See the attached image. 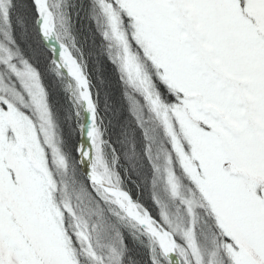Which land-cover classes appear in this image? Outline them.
I'll list each match as a JSON object with an SVG mask.
<instances>
[{
  "label": "snow or ice",
  "instance_id": "1",
  "mask_svg": "<svg viewBox=\"0 0 264 264\" xmlns=\"http://www.w3.org/2000/svg\"><path fill=\"white\" fill-rule=\"evenodd\" d=\"M93 6L101 36L116 48L107 54L129 89V111L146 141L143 159L153 177L163 171L168 197L182 201L185 227L155 193L154 215L125 186L117 149L97 122L85 67L55 31L61 23L67 33L66 6L31 2L43 40L54 41L53 63L62 58L74 66L64 70L90 114L89 143L76 146L78 160L58 145L39 70L13 35L14 11L27 6L0 0V264H125V233L135 236L134 229L150 264H173L170 254L179 264H264V0H93ZM145 108L167 141L162 164L153 156ZM29 126L32 155L24 148ZM129 145L126 159H141ZM85 161L86 174L77 167ZM186 184L195 199L184 197ZM197 205L207 214L211 252L201 244Z\"/></svg>",
  "mask_w": 264,
  "mask_h": 264
},
{
  "label": "trees",
  "instance_id": "2",
  "mask_svg": "<svg viewBox=\"0 0 264 264\" xmlns=\"http://www.w3.org/2000/svg\"><path fill=\"white\" fill-rule=\"evenodd\" d=\"M31 2L32 0H21V3L27 7L14 11L13 35L23 54L39 70V77L47 92V105H49L59 145L78 160L76 144L79 138L80 127L78 125H81V118L75 112L65 76L56 73L51 52L40 40L36 15L31 8ZM66 10L70 18L69 39L74 43L70 50L87 72L89 86L96 97L97 122L101 128L105 129L104 138L117 149L119 165L123 166L118 167V171L133 196L138 195L140 201L155 215L158 212L152 201L153 193L164 196V199L167 196H165L162 183L155 180L150 165L146 159H143L146 141L142 130L136 126L129 111V104L125 97V91L129 89L121 81L116 65L109 60L107 54L111 51L114 55L116 48L113 46L109 49L108 42L101 36V17L98 9L93 6V0H67ZM137 99L143 104L141 97ZM149 114L144 110L145 127L155 137V143L152 146L154 159L158 164H162L164 153L161 149L166 145L164 135L156 122L153 124L148 122L147 115ZM129 142L134 145V150L141 159L138 160L135 157L131 160L126 159V154L133 150ZM77 167L81 171V167L79 165ZM125 168L127 174L124 172ZM198 213L202 217L198 229L201 242L203 241L205 247H210L211 236H202L204 232H209L206 225L207 214L203 207L199 208ZM132 231L136 233L135 236L125 233V243L128 248L125 264H150L147 250L141 245L143 241L140 239V231L138 229Z\"/></svg>",
  "mask_w": 264,
  "mask_h": 264
},
{
  "label": "rangeland",
  "instance_id": "3",
  "mask_svg": "<svg viewBox=\"0 0 264 264\" xmlns=\"http://www.w3.org/2000/svg\"><path fill=\"white\" fill-rule=\"evenodd\" d=\"M66 1L67 0H48L50 5L59 4L62 8L66 6ZM100 21H101V24H102V17H101ZM38 31H39V29H38ZM55 31H56V33H58L60 35V37H62L64 43L66 45H68L69 48H71V46L74 43H73L72 40L69 39L70 38V33H69L68 26H67V33L66 34H65V26L63 24H61V23H57L56 24ZM39 36H40V40L42 41V36H41L40 32H39ZM42 43L44 44V41H42ZM46 49H48V48L46 47ZM115 53H116V51L114 52V55H115ZM51 56H52V53H51ZM61 62L64 63L62 59H61ZM55 67H56V73H58L60 76H62V75L65 76V81H66V83L68 85V93H70V98L72 100V103L75 106V112H76V114L79 113V117L81 118V125H83L84 117H85V114H84L85 110H84V106L80 103V100L78 99L79 90L77 88V82L75 80V77L70 76L67 72L63 71V69L60 68L59 64L55 63ZM38 78H40V77H38ZM33 87H34V83H33ZM43 87H44V85H43ZM46 106L49 108V105H47V100H46ZM27 110H29V109L25 108V111H27ZM144 110L147 111L146 108ZM21 115H22V113H21ZM51 117H52V115H51ZM147 119H149L148 122H150L152 124L155 123V120H153L151 118L150 114L147 115ZM44 123H45L44 121H41L42 134H44V132L46 131V129L43 126ZM82 131H83V129L79 128V133H78L79 138H78L76 146L79 144V142L81 141V139L83 137ZM161 132L163 133L162 129H161ZM54 134H55V126H54ZM55 137H56V134H55ZM56 141H57V143L59 145V141L57 140V137H56ZM164 142L167 144V141H166L165 137H164ZM34 145H35V133L31 131V127L29 126L28 132H27V134L25 136V139H24V148L26 149V151H27V153L29 155L33 154ZM13 151L14 152H19V149L14 148ZM77 157H78V153H77ZM16 158L17 157L15 155L11 156V159L13 161H15ZM78 159H79V157H78ZM79 166L81 167V170L83 171V167L81 166V164H79ZM155 180L159 181V183H162V185L164 187V190H165V182H164V173H163V171H161V172H159V173H157L155 175ZM164 192L166 194V191H164ZM183 195H184V197L186 199H188V198L195 199L193 193L190 191V189H188L187 184L185 185V190H184ZM157 196L161 199L163 205L165 206V209H166L167 213L169 214L170 219H172L174 221V223L181 230H183L185 225H184L183 220L181 219V217L183 216V212H184V206L182 204V201L179 198L171 199V198L168 197L167 194L165 195V196H167L166 199H164V196H161V195H157ZM200 207L201 206L197 205L196 212L199 211ZM157 212H158V209H157ZM188 226H191V225L189 224ZM208 235H209V232L208 233L204 232L202 236H208ZM204 239H208V237H204ZM201 244L203 245V241L201 242ZM206 249L209 252H211L213 250L212 245L210 247L209 246L206 247Z\"/></svg>",
  "mask_w": 264,
  "mask_h": 264
},
{
  "label": "bare ground",
  "instance_id": "4",
  "mask_svg": "<svg viewBox=\"0 0 264 264\" xmlns=\"http://www.w3.org/2000/svg\"><path fill=\"white\" fill-rule=\"evenodd\" d=\"M42 40H43V38H42ZM44 41V40H43ZM45 42V41H44ZM54 43V41H52V40H49L48 42H45V44L47 45V47L49 48V45H51V44H53ZM58 47V46H57ZM61 51H63L62 49H61ZM70 56H71V58L72 59H74V57H73V55L70 53ZM62 59V58H61ZM63 60V59H62ZM75 60V59H74ZM63 62L64 63H62L61 61H60V63H59V66H60V68H62L63 69V71H65L64 70V67H74L73 65H69L67 62H65L64 60H63ZM61 65H63V67L61 66ZM70 76H73L72 75V72L71 71H68L67 72ZM74 77V76H73ZM84 114H85V119H84V128H83V138L81 139V141L79 142V145H83V146H87L88 145V143H89V139L87 138V136H86V134H85V132H86V126L88 125V123L90 122V114L85 110L84 111ZM78 157H79V155H78ZM81 166L82 167H84V170H85V172L87 173V171H88V164H87V162L85 161L83 164H81ZM170 255H172V254H170ZM173 264H179V262H178V260H174V262H173Z\"/></svg>",
  "mask_w": 264,
  "mask_h": 264
},
{
  "label": "water",
  "instance_id": "5",
  "mask_svg": "<svg viewBox=\"0 0 264 264\" xmlns=\"http://www.w3.org/2000/svg\"><path fill=\"white\" fill-rule=\"evenodd\" d=\"M83 132V131H82ZM82 135H83V133H82ZM84 136V135H83ZM83 138V137H82ZM83 173H85L86 174V172H85V170H84V168H83ZM86 177V176H85ZM173 259H176V260H178V258L173 254L172 256H171V260L173 261Z\"/></svg>",
  "mask_w": 264,
  "mask_h": 264
}]
</instances>
